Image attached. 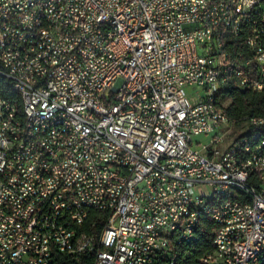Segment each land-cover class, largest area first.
<instances>
[{"label": "built area", "instance_id": "obj_1", "mask_svg": "<svg viewBox=\"0 0 264 264\" xmlns=\"http://www.w3.org/2000/svg\"><path fill=\"white\" fill-rule=\"evenodd\" d=\"M228 3L0 0V75L30 109L19 122L0 96V264L86 253L95 264H172L177 245L192 255L208 208L215 251L200 263L264 264V122L248 120L256 148L241 161L242 137L210 100L220 86L264 91V0H239L247 38L236 27L218 38ZM248 165L260 187L246 182ZM226 183L242 194L208 206ZM91 210L108 213L98 239L82 230Z\"/></svg>", "mask_w": 264, "mask_h": 264}, {"label": "trees", "instance_id": "obj_2", "mask_svg": "<svg viewBox=\"0 0 264 264\" xmlns=\"http://www.w3.org/2000/svg\"><path fill=\"white\" fill-rule=\"evenodd\" d=\"M0 96L22 107L20 95L16 93L10 83H7L6 79H0ZM219 99L222 108L224 107L231 120L234 121L233 125L236 130L233 134H235L236 139L253 133V129L248 126L250 118L264 116V91L256 92L228 86L220 91ZM107 218V212L91 210L82 230L93 234L98 239ZM213 224L208 219H202L196 241L188 244V249H191L192 255L188 258L183 257L186 252V245L179 247L177 264H201L200 258L209 253H214L213 230L215 226ZM58 261L59 264H95L96 255L95 253H86L77 258H72L67 254H60ZM205 264H210V262L205 260Z\"/></svg>", "mask_w": 264, "mask_h": 264}, {"label": "bare ground", "instance_id": "obj_3", "mask_svg": "<svg viewBox=\"0 0 264 264\" xmlns=\"http://www.w3.org/2000/svg\"><path fill=\"white\" fill-rule=\"evenodd\" d=\"M228 10H231L228 14V22L226 25H218V38H228L229 31H233L234 28L238 29V35L240 38H247L248 33L252 27V17L251 11H244V20H238L239 16V0H229ZM207 12H214V4H207ZM220 56L222 60H230V53L228 51V45H220ZM231 74V65H224V69H220V76H227ZM0 79H6L4 75H0ZM7 80V79H6ZM2 81V80H1ZM13 89L20 95L22 100V107H19L16 103H13V109L15 114L19 117V122L29 123L30 122V109L26 103V97L24 94V89L18 87L16 84L10 83ZM19 84H28L27 76H19ZM227 86H220V88H213L210 92V100H218L219 93L222 89ZM8 103H12L7 100ZM212 109L220 110L219 101H212ZM221 116L223 119H227L230 123L234 121L231 120L224 107L221 105ZM259 120L264 122V116L258 117ZM242 145H246V150H241V161H248V152H254L256 148V140L254 137L242 136ZM246 182L253 187H260L262 185V178H260V173L255 165L246 166ZM234 194H242V185L240 183H226L224 184L223 190L217 192V197L207 198L208 206H216L219 204V200L231 199ZM216 208H208V212H199V219H197V227L202 221V219H208L215 224ZM197 234H194L192 239L188 244L196 241ZM183 245H177L175 247V256L173 257L172 264H177L178 261V248ZM186 257V252L183 254ZM258 257L264 258V249L258 250ZM209 261L210 264H215V261Z\"/></svg>", "mask_w": 264, "mask_h": 264}, {"label": "rangeland", "instance_id": "obj_4", "mask_svg": "<svg viewBox=\"0 0 264 264\" xmlns=\"http://www.w3.org/2000/svg\"><path fill=\"white\" fill-rule=\"evenodd\" d=\"M190 92H191V93H196V94H197L198 89L191 90ZM235 130H236V127H235V126H232V127L230 128V134H232V136H230L231 138L235 137V134H233ZM231 138H230V140H231ZM199 140L204 141V138H203V137H199Z\"/></svg>", "mask_w": 264, "mask_h": 264}]
</instances>
